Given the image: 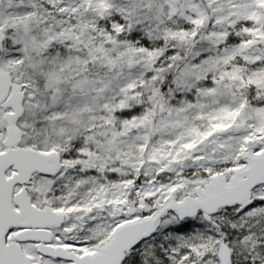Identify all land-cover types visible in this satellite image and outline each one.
I'll use <instances>...</instances> for the list:
<instances>
[{"label": "snow or ice", "instance_id": "snow-or-ice-1", "mask_svg": "<svg viewBox=\"0 0 264 264\" xmlns=\"http://www.w3.org/2000/svg\"><path fill=\"white\" fill-rule=\"evenodd\" d=\"M0 264H264V0H0Z\"/></svg>", "mask_w": 264, "mask_h": 264}]
</instances>
